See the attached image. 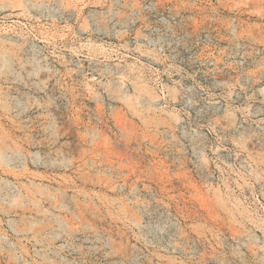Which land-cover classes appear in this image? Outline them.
<instances>
[{"label":"rangeland","instance_id":"1","mask_svg":"<svg viewBox=\"0 0 264 264\" xmlns=\"http://www.w3.org/2000/svg\"><path fill=\"white\" fill-rule=\"evenodd\" d=\"M0 264H264V0H0Z\"/></svg>","mask_w":264,"mask_h":264}]
</instances>
